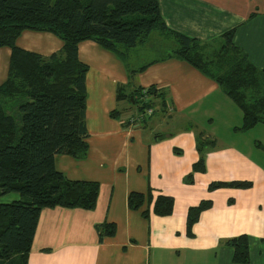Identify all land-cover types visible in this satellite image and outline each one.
<instances>
[{"label": "crops", "instance_id": "1", "mask_svg": "<svg viewBox=\"0 0 264 264\" xmlns=\"http://www.w3.org/2000/svg\"><path fill=\"white\" fill-rule=\"evenodd\" d=\"M158 7L166 27L198 41L196 51L204 60L222 58L217 55L224 44L222 35L234 30L232 45L257 70H264V0H158ZM27 33H22L19 43ZM29 33L27 47L18 43L26 51L49 56L63 46L51 34ZM156 34L128 51L125 60L91 41L78 45V58L88 66L89 148L83 159L57 155L54 163L67 180L98 183V198L91 211L42 210L28 264H232V249L223 242L240 235L249 240L248 264H264V167L253 157L258 149L252 153L244 146L249 144L229 143L228 139L216 145L212 136L192 129V116L223 112L230 99L212 79L185 61L161 60L170 49L161 35L164 40L150 42ZM1 50L5 52L0 56V84L6 79L10 55L9 49ZM145 65L144 71L128 76L130 70ZM150 86L162 99L154 100L151 117L130 123L140 112L128 101L117 100L118 88L130 94ZM113 111L120 114L118 118L110 116ZM175 115L189 119L188 124L175 129ZM226 127L233 134L243 133L236 125ZM198 140L211 142L212 148L201 152L205 172L195 173L190 183L186 177L200 157L195 148ZM231 181L252 186L208 190L212 182ZM148 191L153 198H173L172 215H151L146 220L141 214L150 212L152 205L128 209L130 193ZM8 199L0 197V204ZM203 200L212 205L200 214L193 237L188 238L187 210ZM101 224H114L116 233L99 242L96 226Z\"/></svg>", "mask_w": 264, "mask_h": 264}, {"label": "trees", "instance_id": "2", "mask_svg": "<svg viewBox=\"0 0 264 264\" xmlns=\"http://www.w3.org/2000/svg\"><path fill=\"white\" fill-rule=\"evenodd\" d=\"M48 33L59 39L62 48L49 55L26 51L18 46L24 32ZM166 38L169 53L161 60L177 58L212 79L242 113L238 130L247 131L264 124V70H257L239 49L232 45L234 30L222 35L224 44L217 51L222 58L207 61L198 41L166 27L158 0H0V49H9L6 79L0 84V197L11 193L18 200L0 204V264H28L39 216L55 207L91 211L96 205L99 184L70 181L55 168V156L83 159L88 152L86 124V74L88 66L78 58V45L91 41L101 49L124 59L131 49L140 47L152 34ZM166 57V58H165ZM222 62V65H219ZM154 63V62H153ZM216 64L218 66L216 67ZM148 65L129 71V77ZM216 67V69H215ZM153 101L162 99L155 87L146 88ZM117 100H126L141 110L143 89L125 94L118 88ZM250 92V93H249ZM120 93V95H119ZM132 99V102L130 101ZM117 111L110 113L118 118ZM198 140L200 154L186 177L205 172L201 152L212 148ZM246 181L212 182L209 191L221 188L249 189ZM152 205L141 215H172L174 200L148 193L132 192L129 210ZM212 203L203 200L186 213V236L200 214ZM98 241L116 233L114 224L96 226ZM232 249V264L249 263L246 235L223 242Z\"/></svg>", "mask_w": 264, "mask_h": 264}, {"label": "rangeland", "instance_id": "3", "mask_svg": "<svg viewBox=\"0 0 264 264\" xmlns=\"http://www.w3.org/2000/svg\"><path fill=\"white\" fill-rule=\"evenodd\" d=\"M31 33H27L26 38L22 39L19 44H25L26 40H28V36ZM20 39V38H19ZM164 40L163 37L158 35V33L150 39V42H156V40ZM82 43V42H81ZM27 47V44H25ZM4 50L0 51V56L4 53ZM35 53V52H34ZM157 55V54H155ZM137 56V54H136ZM2 60L0 57V65L2 64ZM262 70V69H261ZM91 95V92H90ZM229 107L226 110L222 109L220 111H213L212 114H196L195 116H192L190 122L193 125V130L195 132H203L205 135H210L214 138V142L216 145H220L222 143V140H227L229 143H239L241 145H244L247 148L252 149V153L254 148L258 149L257 154H253V157L258 159L260 166L264 167V124L258 123L254 128L247 130V132L243 133H236L233 134L231 131H228V128L226 126H232L236 125L237 127H241L242 120L239 122V116L242 113L241 111L230 101ZM233 106V107H231ZM229 111V113H227ZM227 113V114H225ZM157 116V115H156ZM189 119L181 120L178 115H175L173 117V126L175 129H181L183 126L188 124ZM175 132V131H174ZM231 136V137H230ZM230 137V138H229ZM249 140V141H247ZM247 143H244L246 142ZM250 167V165H249ZM13 194L17 195V198H10V196H13ZM5 197H8V203L14 200H17L19 198V195L17 193H11L8 195H5Z\"/></svg>", "mask_w": 264, "mask_h": 264}, {"label": "built area", "instance_id": "4", "mask_svg": "<svg viewBox=\"0 0 264 264\" xmlns=\"http://www.w3.org/2000/svg\"><path fill=\"white\" fill-rule=\"evenodd\" d=\"M151 101V97L149 95H147V90H143L142 92V96L139 99V107L142 109H144V111L141 112V110L139 111L140 113L133 116L132 118L129 119L130 123H140L146 119H148L149 117L152 116L153 114V110L152 106H149V103Z\"/></svg>", "mask_w": 264, "mask_h": 264}, {"label": "water", "instance_id": "5", "mask_svg": "<svg viewBox=\"0 0 264 264\" xmlns=\"http://www.w3.org/2000/svg\"><path fill=\"white\" fill-rule=\"evenodd\" d=\"M131 102H132V99H131Z\"/></svg>", "mask_w": 264, "mask_h": 264}]
</instances>
